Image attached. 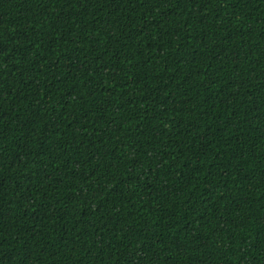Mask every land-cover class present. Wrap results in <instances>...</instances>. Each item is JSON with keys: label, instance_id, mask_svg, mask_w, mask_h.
Segmentation results:
<instances>
[{"label": "trees", "instance_id": "obj_1", "mask_svg": "<svg viewBox=\"0 0 264 264\" xmlns=\"http://www.w3.org/2000/svg\"><path fill=\"white\" fill-rule=\"evenodd\" d=\"M0 264H264V0H0Z\"/></svg>", "mask_w": 264, "mask_h": 264}]
</instances>
